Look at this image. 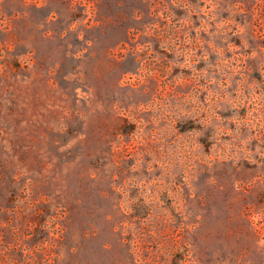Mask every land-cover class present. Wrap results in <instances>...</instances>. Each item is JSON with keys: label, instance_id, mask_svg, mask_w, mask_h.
I'll use <instances>...</instances> for the list:
<instances>
[{"label": "rangeland", "instance_id": "374dc122", "mask_svg": "<svg viewBox=\"0 0 264 264\" xmlns=\"http://www.w3.org/2000/svg\"><path fill=\"white\" fill-rule=\"evenodd\" d=\"M0 264H264V0H0Z\"/></svg>", "mask_w": 264, "mask_h": 264}]
</instances>
